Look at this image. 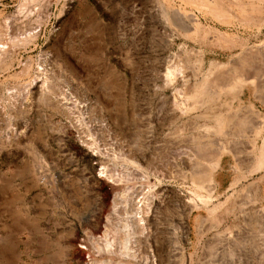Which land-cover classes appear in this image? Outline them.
<instances>
[{
    "label": "rangeland",
    "instance_id": "374dc122",
    "mask_svg": "<svg viewBox=\"0 0 264 264\" xmlns=\"http://www.w3.org/2000/svg\"><path fill=\"white\" fill-rule=\"evenodd\" d=\"M24 1L32 5L0 0L7 39L39 29L0 68V264H92L89 237L111 230L115 206L121 212L123 186L97 177L112 167L111 149L137 160V185L147 176L157 188L159 211L147 214L157 231L143 236L157 245L143 247L146 264H264V168L252 172L264 125V0H40L39 15L23 21ZM244 56L249 81L235 99H194ZM40 62L81 111L28 101ZM217 115L248 124L206 184L217 187L213 205L192 208L193 175L234 133L215 132ZM86 136L105 155L93 156ZM58 174L61 184L44 181Z\"/></svg>",
    "mask_w": 264,
    "mask_h": 264
},
{
    "label": "bare ground",
    "instance_id": "6f19581e",
    "mask_svg": "<svg viewBox=\"0 0 264 264\" xmlns=\"http://www.w3.org/2000/svg\"><path fill=\"white\" fill-rule=\"evenodd\" d=\"M40 2V0H32V5H29L27 1H24L20 4L19 11L24 18L23 21H30L39 13V6L41 5ZM42 19L40 20L41 24L43 23ZM3 27L4 26L0 24V39L1 37H4L3 40L0 41V68L8 69L11 67L16 48L24 47L26 49V47L30 45L37 37L39 29L33 32L34 34H30L25 38H22V36L15 39L13 38V40L10 38V40L6 38V35H4L5 33H8H3ZM249 60L250 59L247 56L239 58V60H236L233 63L228 72L220 74L215 80L213 79V84L212 81L208 82L205 80L204 85L199 86L196 90L194 99L200 102H214L215 92L222 94L227 92L228 95L235 99L238 96V93L244 89V87L247 85L246 83L249 81L248 73L246 72L247 66L249 65ZM26 68L29 69L31 66L28 65ZM174 71L175 70L173 68H168V72L166 73L167 75L165 76L166 81L170 80L169 78L175 75ZM55 83L56 82L52 77L47 65L42 62L38 63L34 76L32 77V80L29 84V91L26 98L28 101L31 99L33 101L35 100L34 102L40 100L48 104H52L53 102H75L73 103L74 108H76L77 111L80 110V101L74 100L72 95L67 90L57 88ZM34 88H36V93L33 94L32 90ZM37 95H39L38 99L36 98ZM54 108L58 111L63 110L58 105H56ZM215 121L218 124L215 132L222 133L225 132L223 129H232V132L234 133H232L231 136L228 134V136L224 137V141H222L223 143L220 145V151L218 154H214L212 160L210 161L211 165L208 167V169L193 175L196 192L194 193L195 199L191 202L192 208L203 206L209 209L210 206L213 205V197L215 191H217V187L215 184H211L207 187L206 184L209 180L211 181L214 178V174L221 167L223 154L231 151L230 144L231 140L234 139V135L238 133V136H240L241 133H244L246 125L248 124L246 119L235 118L234 116L226 119L223 115H217L215 117ZM82 124L79 123V125ZM79 127V129H81V126ZM242 136L246 137V134ZM255 138L256 141H261V144L254 148V151L257 152L258 157L255 161L252 172H256L264 168V125L257 129L255 132ZM84 142L93 152V156L102 157L105 155V153H103L102 149L100 148L101 146H99L95 139H89L88 136H86V141ZM200 149V152L203 154V156H205L207 153L206 148L200 147ZM111 152L112 154L109 153L111 157L109 154L107 156L110 157L111 162H113L112 167H109L108 165L102 167L97 177L99 179L104 178L116 186H123V188L116 194L120 203L121 212L118 210L119 206H115L113 212L107 217L108 224L112 227V232L111 230L108 231L109 229H107L99 238H94L93 236L89 235L90 237L88 242L91 249L93 250L91 261L92 264H133V262H136L137 264L145 262L146 264L150 259L149 257L146 259L141 257V254L143 255V253H146L143 252V247H146L147 251H152V247L157 245L154 239L150 240L149 237H143L148 235L147 232H149L150 229L154 230V232L157 231L155 219H149L147 215L150 211H153L154 214L159 211V204L156 203V199L158 198V194L156 192L157 188L155 185L147 183L149 181L147 176L140 178L141 181H139L141 182V185H137L135 182L137 180L135 177L133 178V176L136 175V169H138L140 165L136 159L130 156L129 153L122 151L117 152L114 149H111ZM45 180L48 184L54 187L56 182H59L60 184L62 183L63 177L58 174L56 178L45 177L44 181ZM139 192L143 195V197L142 199L139 198L140 201L137 202L133 198H138L139 196L137 195ZM216 209L217 208L211 211L213 212L212 214L215 213ZM142 238H145V240ZM105 256H108L109 259L104 260ZM98 257H100V259ZM152 258H154V256ZM153 264H155V260L153 261Z\"/></svg>",
    "mask_w": 264,
    "mask_h": 264
}]
</instances>
